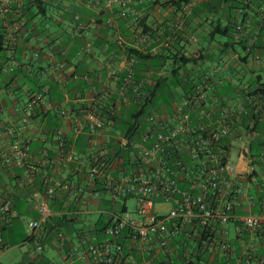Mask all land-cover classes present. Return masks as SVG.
I'll return each instance as SVG.
<instances>
[{
	"label": "crops",
	"instance_id": "obj_1",
	"mask_svg": "<svg viewBox=\"0 0 264 264\" xmlns=\"http://www.w3.org/2000/svg\"><path fill=\"white\" fill-rule=\"evenodd\" d=\"M41 1L44 14L34 0H10L14 10L0 14L5 28L0 204L11 202L10 221L2 227L0 264L14 249L13 264H106L88 248L108 244L114 251L104 229L113 216L127 210L128 199H112L103 188L104 179L93 181L86 174V163L92 154L107 150L116 157L105 166L109 179L128 180L131 173L145 172L132 162L127 148L134 142L128 144L127 121L141 109L121 91L129 63L145 102L139 132L148 116L174 121L179 108L192 113L195 125L201 121L212 127L219 125L200 113L238 114L229 123L226 143L241 181L249 164L256 165L247 188L257 202L250 207L244 203L236 215L264 216L259 204L264 172L257 159L264 138V0H128L125 7L120 0L110 5L108 0ZM218 24L229 29L226 36L214 35L221 33L215 30ZM182 57L186 60L181 63ZM111 71L116 77L109 76ZM32 96L40 103L25 112ZM95 104L101 105L104 131L92 138L84 124ZM78 124L84 128L78 130ZM14 140L28 145L29 154L23 162L6 165ZM48 184L59 185L52 198L46 195ZM31 196L46 199L55 214L42 223L43 251L36 258L27 241L28 224L40 218ZM156 209L165 214L168 205ZM237 226H226L236 250L233 256L182 238L166 256L155 242H134L124 234L118 240L123 256L112 264H132L131 259L136 264H264V225L252 236L242 232L238 237Z\"/></svg>",
	"mask_w": 264,
	"mask_h": 264
},
{
	"label": "built area",
	"instance_id": "obj_2",
	"mask_svg": "<svg viewBox=\"0 0 264 264\" xmlns=\"http://www.w3.org/2000/svg\"><path fill=\"white\" fill-rule=\"evenodd\" d=\"M116 0H108V4ZM128 0H120L125 7ZM186 9L192 3L185 5ZM11 13L10 0H0V14ZM19 27L14 28L18 32ZM117 72H109L110 77H116ZM121 91L130 94L135 101L142 98L139 85L133 77L132 63H129L122 78ZM36 96H32L25 107V112L31 111L39 104ZM100 104H95L87 112L85 118L86 132L92 138L104 131L99 112ZM174 121L160 119L150 115L146 119V127L137 141L132 142L131 160L134 164L144 166L145 172L131 173L128 180L113 181L107 177L105 166L116 160L114 153L107 150L92 154L86 163V174L93 181L105 180L103 188L114 200L134 199L137 207L134 213L127 210L113 216L112 222L104 229V235L114 243V251L109 245L103 249L93 246L88 248L89 254L100 257L106 264L120 261L123 256V246L118 243L122 235L134 242H155L166 256H170L177 239L195 241L199 248L209 246L222 250L229 257L236 255V250L230 244L229 231L226 226L230 222L239 224L236 236L242 232L254 235L261 225L264 216L252 213L238 217L236 212L243 204L253 206L257 201L249 193L247 179L255 178L256 165L249 164L244 181L233 165L226 143L230 127L229 123L237 119V113H200L209 120H214L219 126L212 127L209 123H193L192 113H183L179 108ZM241 114V113H239ZM78 124L77 129L82 130ZM9 136L12 130L7 131ZM12 154L4 158V163H18L27 159L29 146L18 140L11 143ZM258 164L264 172V138L262 148L257 156ZM34 171L35 168L31 167ZM59 185L48 184L46 195L52 198ZM67 188L66 186H60ZM259 204L264 207V188ZM34 208L39 214L38 220L28 224V242L33 245V258L42 254V223H47L55 215L49 203L42 197L31 196ZM168 205L165 214H159L156 206ZM11 202L5 200L0 204V247L2 245V227L10 221ZM59 239L64 236L56 232ZM248 250V248H247ZM246 253V252H245ZM247 256V257H246ZM246 262L249 255H245ZM136 264L134 259L130 260Z\"/></svg>",
	"mask_w": 264,
	"mask_h": 264
},
{
	"label": "trees",
	"instance_id": "obj_3",
	"mask_svg": "<svg viewBox=\"0 0 264 264\" xmlns=\"http://www.w3.org/2000/svg\"><path fill=\"white\" fill-rule=\"evenodd\" d=\"M231 1L233 2V0H231ZM34 2H35L34 3L35 6L38 8L39 12L44 14L45 13V8L43 6L42 1L41 0H34ZM188 2H189V0H180V3H183V4H186ZM23 6H25V4H23ZM14 8H11V9L14 10ZM4 29L5 28L3 27L2 22H0V71H1L2 53L4 52V49H5V30ZM215 30H220L221 33H216L215 32L214 35H222V36H226L228 34V31H229V29H227V27L223 29L219 24L215 27ZM185 60L186 59L184 57H182V59H180V62L182 63ZM136 104H138V106L141 107V109L139 110L138 113L133 115L127 121L126 138H127L128 143H130L131 141H137L139 139L138 138L139 133L142 132V131L139 132L138 129L141 126H143V122H142L141 118L145 115L144 114L145 102H143L142 99H141V100H138V102L136 101ZM128 165L129 164H125L124 166L127 167ZM27 240H28V237H27Z\"/></svg>",
	"mask_w": 264,
	"mask_h": 264
},
{
	"label": "rangeland",
	"instance_id": "obj_4",
	"mask_svg": "<svg viewBox=\"0 0 264 264\" xmlns=\"http://www.w3.org/2000/svg\"><path fill=\"white\" fill-rule=\"evenodd\" d=\"M218 40L226 41V38L218 36ZM136 207H137V205H136L135 200H133V199H128L127 200V210H128V212L134 213ZM230 229L232 230L231 231V233H232L233 232L232 227ZM9 259H11V261H9ZM15 259H17V250L14 249V250H11L10 252H8L7 255L2 257L1 258V262H2V264H13V262H15Z\"/></svg>",
	"mask_w": 264,
	"mask_h": 264
}]
</instances>
